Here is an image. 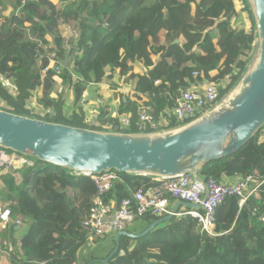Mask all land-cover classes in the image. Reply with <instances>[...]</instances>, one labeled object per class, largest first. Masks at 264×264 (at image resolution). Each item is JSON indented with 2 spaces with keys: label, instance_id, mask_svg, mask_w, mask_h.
I'll return each mask as SVG.
<instances>
[{
  "label": "trees",
  "instance_id": "1",
  "mask_svg": "<svg viewBox=\"0 0 264 264\" xmlns=\"http://www.w3.org/2000/svg\"><path fill=\"white\" fill-rule=\"evenodd\" d=\"M2 8L4 0H0L2 108L93 131L154 133L139 128V108L163 119L182 92L202 82L218 87L223 100L243 78L258 44L248 0H15V23L13 16L2 20ZM74 23L80 25L73 42L77 53L71 70L57 75L50 55L56 52L63 58L65 35ZM38 31L52 34L53 50L33 40ZM57 82L72 87L76 106L89 84L109 83L113 98L120 100L118 115L108 113L93 127L87 126L83 109H68L63 96L53 92ZM126 89L129 94L121 96ZM125 114L131 117L130 130L118 119ZM179 126L172 121L159 130ZM263 134L264 128L239 152L207 164L198 176L217 182L249 175L264 180ZM0 175V207L26 226L21 239L12 236L16 224L0 229V254L5 243L11 247L7 264H74L89 240L85 224L97 194L91 176L36 159L32 166L12 167ZM118 176L107 201L120 202L159 180L140 174ZM263 214L264 184L243 207L236 197L219 205L216 236L201 234L191 216L173 217L145 237H121L118 253L107 264H264ZM166 230L167 238L154 235Z\"/></svg>",
  "mask_w": 264,
  "mask_h": 264
},
{
  "label": "water",
  "instance_id": "2",
  "mask_svg": "<svg viewBox=\"0 0 264 264\" xmlns=\"http://www.w3.org/2000/svg\"><path fill=\"white\" fill-rule=\"evenodd\" d=\"M259 43V59L221 103L190 123L159 133L93 131L40 121L0 110V148L85 176L109 172L172 178L198 172L207 164L239 152L264 128V0H248ZM252 63V62H251ZM234 94V95H233ZM181 206H199L181 202ZM173 219L152 222L142 233L121 231L107 264L123 236L139 239Z\"/></svg>",
  "mask_w": 264,
  "mask_h": 264
},
{
  "label": "built area",
  "instance_id": "3",
  "mask_svg": "<svg viewBox=\"0 0 264 264\" xmlns=\"http://www.w3.org/2000/svg\"><path fill=\"white\" fill-rule=\"evenodd\" d=\"M51 61L55 73L61 74L62 68L58 62L54 59ZM48 69L42 70V73H47ZM219 98L218 87L202 82L182 92L176 106L172 110L167 109L166 117L163 119L157 118L153 112L145 108H139L137 116L140 124L154 133L165 132L168 130H159L162 125L169 126L174 121L180 124L177 127L180 128L217 107L220 103ZM4 105L0 98V110H4L2 108ZM119 118L123 126L131 127V117L125 114ZM34 163L35 159L28 155L0 148V172L8 171L12 167L32 166ZM91 178L96 185L97 194L92 202L89 220L85 224L89 230V240H98L108 234L129 231L130 227L139 220L150 217L162 219L169 215L179 218L191 216L197 220L201 234L216 236L215 217L219 205L227 198L236 197L239 206L243 207L264 184V180H259L253 175L239 177L234 183H225L213 179L206 180L199 176L196 179L191 174H185L172 178H159L156 186L139 189L132 192L129 197L116 202V200L107 201L106 197L114 184L120 180L118 173L109 172ZM181 202L197 205L199 209L174 213L175 206ZM261 220L264 222V214ZM12 224L18 226L20 221H13L10 211H3L0 207V227L8 229ZM5 246V250L9 251L10 244L5 243Z\"/></svg>",
  "mask_w": 264,
  "mask_h": 264
},
{
  "label": "rangeland",
  "instance_id": "4",
  "mask_svg": "<svg viewBox=\"0 0 264 264\" xmlns=\"http://www.w3.org/2000/svg\"><path fill=\"white\" fill-rule=\"evenodd\" d=\"M26 1H35V0H26ZM14 3H15V0H4V7L5 8H4V10L2 8V20L13 16L14 23L17 22V18H16L17 11L13 12L14 8H12ZM247 29H250V26H247ZM217 31L219 33V31H220L219 28L216 29V32ZM37 33H38L37 36H35V37L33 36V40L37 41L41 45H43L46 50H48V51L51 49L53 50L54 49V42H53L52 34L50 32H42V31H38ZM79 35H80V25L77 23H74L70 27L67 35H65V45H64V50H63V53H64L63 58L59 59L56 55L57 54L56 52L52 53L50 55V57L52 59H54V60L58 59L57 62L58 63L60 62L59 65L62 68V72H63V70H66V69L71 70V66H72L74 57L77 53V52H75L73 42L75 41V39L78 38ZM160 37H161V39L163 38V33H161ZM254 50L255 51H254L253 58L251 61L252 63H250L248 70L253 69V67L255 66V64L257 63V61L259 59V43L257 44V47ZM136 69L139 71V67L136 66ZM117 81L118 80H115V82H117ZM105 85H108V87H103L102 85H98V84H89L87 92L84 94V97L81 100V103L77 106L73 102L72 87H70V86L62 87V86H60L59 82H57L55 85L52 86V90L54 93L60 94L63 96V98L65 99V107H67L68 109L73 110L75 108L81 107L83 109L85 116H86V119H87V126L93 127L100 118L103 119L108 113L112 117L117 116L118 110H117L116 103L119 104V100L116 102L113 100V98H112V97H114L113 90L110 88L109 83H106ZM235 90H232L231 94ZM123 95H124V93L121 96H123ZM117 99H119V97ZM220 103H221V101H220ZM118 119L120 121V118H118ZM140 126H141V127H139L140 129L142 128L145 131H151V129H149L148 127H145L141 124H140ZM123 128L130 130L131 127L123 126ZM1 184H2V181L0 180V186H1ZM0 229H2V228L0 227ZM25 229L26 228L24 227L23 230H25ZM130 230H132L131 227H130L129 231ZM169 234H170V231L166 230V231H160L159 234H154V235L160 239V237L167 238L169 236ZM155 236H153V238ZM8 253H9L8 250L2 251V253L0 254V264H7ZM2 258H3V260H2Z\"/></svg>",
  "mask_w": 264,
  "mask_h": 264
},
{
  "label": "crops",
  "instance_id": "5",
  "mask_svg": "<svg viewBox=\"0 0 264 264\" xmlns=\"http://www.w3.org/2000/svg\"><path fill=\"white\" fill-rule=\"evenodd\" d=\"M165 40V32H163V38L161 39L162 42ZM138 71V70H137ZM140 71V68H139ZM103 87H108V85H103ZM124 94H129V90L126 89L123 91ZM113 98V97H112ZM116 102L119 99H114ZM120 101V100H119ZM117 109H118V103H116ZM118 115V112H117ZM239 179V177H224L221 181L225 183H234ZM179 205V203L175 206V208ZM174 208V209H175ZM191 209L185 206H181L178 211L179 212H189ZM159 220V219H158ZM149 221H156L154 218H146L143 220H139L136 223H134L131 226V229L129 232H132L134 234H140L142 233L152 222L149 223ZM22 223V222H21ZM22 226L18 225L15 226V231L12 234L13 238L21 239L24 234L26 233V229L23 230V228L26 226L24 224H21ZM168 222L159 225L154 229V231L161 230L163 227L167 226ZM115 235L116 234H108L102 239L98 240H88V242L79 250L77 255V260L74 264H87L89 261V264H104L101 261L106 259L108 255L112 252L114 249L116 243H115ZM162 238V237H161Z\"/></svg>",
  "mask_w": 264,
  "mask_h": 264
},
{
  "label": "bare ground",
  "instance_id": "6",
  "mask_svg": "<svg viewBox=\"0 0 264 264\" xmlns=\"http://www.w3.org/2000/svg\"><path fill=\"white\" fill-rule=\"evenodd\" d=\"M234 95V94H233Z\"/></svg>",
  "mask_w": 264,
  "mask_h": 264
}]
</instances>
